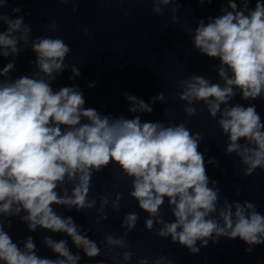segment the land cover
<instances>
[{
	"label": "clouds",
	"instance_id": "obj_1",
	"mask_svg": "<svg viewBox=\"0 0 264 264\" xmlns=\"http://www.w3.org/2000/svg\"><path fill=\"white\" fill-rule=\"evenodd\" d=\"M148 2L156 15L175 5L172 22H177L178 0ZM197 2L222 5L220 15L208 17L207 22L199 19L194 28L184 26L192 35L194 50L219 61L215 66L219 82L193 73L175 82L178 99L186 102L183 111L188 117L197 114L196 103H203L205 108L200 111L206 109L227 137L225 154H235L244 166V176H252L257 169L264 170V120L255 103L246 106L232 101L237 96L248 102L264 100V0H254V7H250L253 0ZM8 3L0 0V58H15L30 49L34 59L29 63L35 70L8 78L15 60L0 67V264H80L81 252L89 260L100 256L99 244L72 216L59 214L54 206L76 212L95 209L97 224L108 219L109 207L119 212L120 192L114 198L107 192L89 198L93 174L110 164L130 180L128 195L147 214L145 230L155 236L170 239L192 255L222 237L239 239L247 253L264 245V214L256 203L227 197L221 201L219 182L209 177L206 166L219 162L216 157L205 160L208 149L200 151L202 133L193 132L185 122H142L139 115H102L85 106L79 86L55 89L53 82L69 68L65 64L69 45L58 37L33 38L24 16L4 14ZM21 11L12 9L16 14ZM48 27L55 31L57 25L53 22ZM70 70L69 80L81 76L79 67L72 65ZM88 86L95 87V82ZM125 99L131 105L130 113L154 110L135 95L125 94ZM164 100L163 92L151 98L152 104ZM112 187L115 191L119 184ZM165 201L171 221L161 212ZM11 217H19L30 232L40 228L64 234L80 251H72L69 239L44 236L43 243L54 258L41 257L32 236L14 241L5 230V220L10 228ZM139 219L136 211L128 212L121 220V235H103V255L112 264H130L134 253L127 237ZM150 259L152 264H173L167 256L142 257L137 264H149Z\"/></svg>",
	"mask_w": 264,
	"mask_h": 264
}]
</instances>
